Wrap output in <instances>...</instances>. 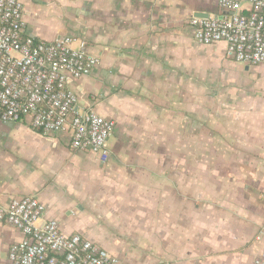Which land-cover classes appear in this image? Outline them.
Masks as SVG:
<instances>
[{"label": "crops", "instance_id": "crops-1", "mask_svg": "<svg viewBox=\"0 0 264 264\" xmlns=\"http://www.w3.org/2000/svg\"><path fill=\"white\" fill-rule=\"evenodd\" d=\"M22 2L31 36L84 43L99 59L71 85L76 111L93 109L115 127L102 163L72 151L69 132L43 136L0 122V204L37 196L45 219L119 264L260 259L264 65L230 61L222 42L194 41L190 20L225 15L218 0ZM22 239L0 223V264Z\"/></svg>", "mask_w": 264, "mask_h": 264}, {"label": "built area", "instance_id": "built-area-1", "mask_svg": "<svg viewBox=\"0 0 264 264\" xmlns=\"http://www.w3.org/2000/svg\"><path fill=\"white\" fill-rule=\"evenodd\" d=\"M218 0L226 12L190 20L200 45L224 43L226 58L246 67L264 65V0ZM99 59L68 39L52 42L31 36L22 0H0V122L26 123L43 136L70 133L69 148L95 154L102 163L111 152L106 143L115 123L93 109L76 111L73 83L91 76ZM0 223L23 239L11 245L8 264H119L98 244L78 233L66 235L55 220L45 219L37 196L15 197L0 204ZM253 264H264V253Z\"/></svg>", "mask_w": 264, "mask_h": 264}, {"label": "rangeland", "instance_id": "rangeland-1", "mask_svg": "<svg viewBox=\"0 0 264 264\" xmlns=\"http://www.w3.org/2000/svg\"><path fill=\"white\" fill-rule=\"evenodd\" d=\"M225 100V98H223ZM227 108L223 107V106H220L219 107V111H220V114L221 112H226ZM225 114V113H224Z\"/></svg>", "mask_w": 264, "mask_h": 264}]
</instances>
